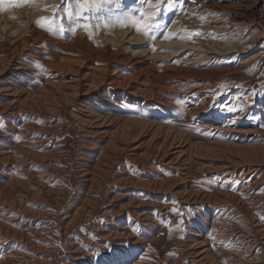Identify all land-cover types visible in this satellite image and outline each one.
<instances>
[{
	"label": "rangeland",
	"instance_id": "obj_1",
	"mask_svg": "<svg viewBox=\"0 0 264 264\" xmlns=\"http://www.w3.org/2000/svg\"><path fill=\"white\" fill-rule=\"evenodd\" d=\"M0 84V264H264V0H0Z\"/></svg>",
	"mask_w": 264,
	"mask_h": 264
},
{
	"label": "bare ground",
	"instance_id": "obj_2",
	"mask_svg": "<svg viewBox=\"0 0 264 264\" xmlns=\"http://www.w3.org/2000/svg\"><path fill=\"white\" fill-rule=\"evenodd\" d=\"M257 1H261V0H257ZM208 6V5H207ZM263 6V5H262ZM77 43V42H76ZM79 46V45H78ZM2 48V47H1ZM83 49V48H82ZM90 49V48H89ZM84 52V51H83ZM79 53V52H78ZM79 58H81V57H79ZM72 60V59H71ZM81 60V59H80ZM84 61V60H83ZM88 67V66H87ZM76 68V67H75ZM78 68V67H77ZM15 69V68H14ZM65 70H66V68H65ZM69 70H71V71H74L73 69H69ZM78 71H79V69H78ZM77 71V72H78ZM5 72V71H4ZM3 72V73H4ZM80 72V71H79ZM70 73H72V72H70ZM91 72H87V73H85V74H82V75H80V77L81 78H85L86 80L88 79V78H92V77H90L91 76V74H90ZM78 76V75H77ZM94 77H95V75H94ZM80 80V79H79ZM79 80H77V82L78 83H80L81 81H79ZM72 82V81H71ZM76 82V83H77ZM87 82V81H86ZM89 82V81H88ZM113 82V81H112ZM120 83V82H119ZM122 83V82H121ZM69 84V83H68ZM71 84V83H70ZM72 84H74V83H72ZM1 85V84H0ZM84 85H87L88 86V84H84ZM198 85V84H197ZM2 86H3V84H2ZM83 86V85H82ZM68 87V86H67ZM85 87V86H84ZM3 88V87H2ZM8 89V88H7ZM55 89H57V87L55 88ZM68 89H69V87H68ZM59 90V89H58ZM89 90V89H88ZM1 91H2V89H1ZM4 91V90H3ZM2 91V92H3ZM56 91V90H55ZM1 92V93H2ZM5 92V94H6V92L7 91H4ZM20 92V91H19ZM66 92V91H65ZM61 93V92H60ZM10 94H12L11 96H10V98H9V100H8V102H7V104L4 106V108L5 107H7V106H9V105H12V104H14L15 103V101L17 100V99H15V95H13V94H15V92L14 93H10ZM20 95V94H19ZM4 98V97H3ZM6 100V99H5ZM5 102V101H4ZM12 107V106H11ZM11 107H9V108H11ZM16 108V107H15ZM2 109V108H1ZM15 110V109H14ZM13 111V110H12ZM13 113V112H12ZM96 121L97 120H100V119H95ZM106 121L105 120H101V121H98V122H95V125H96V127H95V129L93 130L94 131V133H99V134H101V133H104L105 132V130H101V129H103L104 128V126H108V123L106 124L105 123ZM106 124V125H105ZM94 125V123L92 124V126ZM91 126V127H92ZM96 135V134H95ZM175 137V136H174ZM153 138H154V136H153ZM167 138V137H166ZM151 139V138H150ZM159 139V138H158ZM164 139V138H163ZM162 139V140H163ZM157 141V140H156ZM173 141V140H172ZM120 142V141H119ZM169 142V141H168ZM179 142H180V139H179ZM163 144V153L162 154H159V156L161 157H164V158H166V160L168 161V162H173V161H175V160H177V158L179 157V155H181L180 153H181V151H179L180 150V145H178V143L177 144H174V141L173 142H169V143H166L165 141L162 143ZM159 145H160V143H159ZM156 146V145H155ZM184 147V146H183ZM150 148V147H149ZM158 151L159 150H157V152H156V155L158 154ZM183 154V153H182ZM184 157V156H183ZM33 159V158H32ZM159 159V158H158ZM183 159V158H182ZM181 159V160H182ZM36 160V159H35ZM156 160V159H155ZM159 161V160H158ZM174 163V162H173ZM181 168V167H180ZM232 171V170H231ZM188 184V183H187ZM1 187V186H0ZM43 188V187H42ZM185 191V190H184ZM256 198V197H255ZM260 199V198H259ZM257 202H258V200H257ZM197 203V202H196ZM262 208V207H261ZM2 209V208H1ZM255 209V208H254ZM257 210V209H256ZM259 210V209H258ZM9 215V214H8ZM263 217V216H262ZM10 218V217H9ZM13 218V217H12ZM13 222V221H12ZM23 223V222H22ZM230 230V229H229ZM254 230V229H253ZM230 234V233H229ZM198 246V245H197ZM200 246V245H199ZM196 258V257H195ZM6 260V259H5Z\"/></svg>",
	"mask_w": 264,
	"mask_h": 264
},
{
	"label": "snow or ice",
	"instance_id": "obj_3",
	"mask_svg": "<svg viewBox=\"0 0 264 264\" xmlns=\"http://www.w3.org/2000/svg\"><path fill=\"white\" fill-rule=\"evenodd\" d=\"M109 2H115V3H117V5L119 6V0H109ZM80 7H81V9L85 8V4H81ZM79 14H80V13H77V15H79ZM69 15H71L70 12H69ZM42 19H44V20H48L49 18L44 17V18H42ZM38 23H39V22H38ZM49 30H51V29H49ZM228 110H229V111H238V109H235V108H229Z\"/></svg>",
	"mask_w": 264,
	"mask_h": 264
}]
</instances>
